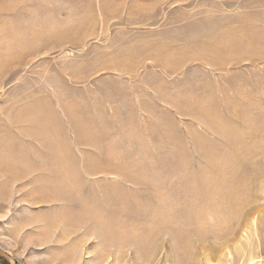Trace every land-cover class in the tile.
<instances>
[{"label":"rangeland","instance_id":"1","mask_svg":"<svg viewBox=\"0 0 264 264\" xmlns=\"http://www.w3.org/2000/svg\"><path fill=\"white\" fill-rule=\"evenodd\" d=\"M89 262L264 264V0H0V264Z\"/></svg>","mask_w":264,"mask_h":264},{"label":"bare ground","instance_id":"2","mask_svg":"<svg viewBox=\"0 0 264 264\" xmlns=\"http://www.w3.org/2000/svg\"><path fill=\"white\" fill-rule=\"evenodd\" d=\"M15 159V158H14ZM19 159L20 158H18V161H19ZM22 160V159H21ZM20 160V161H21ZM12 161V160H11ZM17 161V160H16ZM15 164V163H14ZM20 167V166H19ZM137 178V177H136ZM194 182V181H193ZM195 185V184H194ZM179 229H180V227H179ZM178 234V233H177ZM182 237V236H181ZM151 238V237H150ZM83 247V246H82ZM81 246H79V248H82ZM79 250V249H78ZM80 251V250H79ZM92 251V250H91ZM91 251H88L89 252V257H90V260H91V257H93L92 255L90 256V253H91ZM80 253V252H79ZM84 253V252H83ZM77 254V253H76ZM82 256V255H81ZM97 256V255H96ZM84 257V256H83ZM86 257H88V255L86 256ZM73 260H74V258H73ZM80 260V259H79ZM93 260H95L94 258H93ZM94 262V261H93ZM102 262H105L104 260H102ZM90 264H91V262H89ZM74 264H76V263H74ZM79 264V263H78ZM95 264V263H94Z\"/></svg>","mask_w":264,"mask_h":264}]
</instances>
